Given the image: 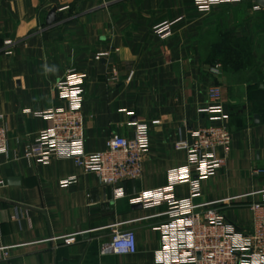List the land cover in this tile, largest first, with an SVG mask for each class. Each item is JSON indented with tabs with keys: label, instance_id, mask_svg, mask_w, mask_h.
Listing matches in <instances>:
<instances>
[{
	"label": "crops",
	"instance_id": "obj_1",
	"mask_svg": "<svg viewBox=\"0 0 264 264\" xmlns=\"http://www.w3.org/2000/svg\"><path fill=\"white\" fill-rule=\"evenodd\" d=\"M156 1L111 9L104 0H0V125L7 131V152L0 155L5 181L0 189V248H5L0 264H156V227L167 217L154 215L165 206L138 209L130 200L166 187L169 174L187 165V154L173 148L176 141L218 124L214 115L202 111L212 85L219 86L229 113L230 150L224 165L199 181L200 195L193 201H222L218 207L229 223L251 231L249 205L261 198L255 192L264 190V175H251L264 168L263 69L261 82L255 83L238 79L235 70L209 67L179 32L190 26L185 16L197 13L192 0ZM52 9L56 20L48 26L45 19ZM171 21L173 35L160 38L153 32ZM68 69L84 75L86 153L102 151L112 135L131 137L135 125L147 126L149 147L140 179L103 186L71 159L42 164L24 158L25 146L51 125L39 113L68 105L57 85ZM129 72L133 76L127 81ZM154 120L159 124L151 125ZM237 120L243 128H236ZM188 191L187 183L173 186L177 199L186 198ZM104 197L112 205L100 208ZM122 222V228L135 233V252L101 254L111 226ZM66 235L74 241L65 244L61 237Z\"/></svg>",
	"mask_w": 264,
	"mask_h": 264
},
{
	"label": "built area",
	"instance_id": "obj_2",
	"mask_svg": "<svg viewBox=\"0 0 264 264\" xmlns=\"http://www.w3.org/2000/svg\"><path fill=\"white\" fill-rule=\"evenodd\" d=\"M241 3H250L254 11L260 9L254 0H193L194 8L200 13H208L215 6ZM173 24L172 21L163 22L156 25L153 32L160 38L169 37ZM6 45L11 46L12 43ZM111 72L113 80L115 72ZM132 76L133 72H129L127 81ZM83 80L84 75L74 69L66 71L57 85L61 99L66 100L68 105L39 113L51 125L25 146L24 158L42 164L49 163L53 158L71 159L77 168L95 174L103 186L140 179L142 156L149 147V133L145 124L135 125L131 137L112 135L106 140L102 151L85 152L81 113ZM207 98L208 104L202 111L214 115L213 119L218 124L191 131L189 140L176 141L173 148L187 154V165L169 174L166 187L138 193L130 203L140 204L143 209L165 206L162 213L154 215L167 217L165 223L156 227L160 232V248L154 257L156 264H264V190L255 192L261 198L249 205L252 215L249 233L229 223L218 207L222 201H193L200 195L199 181L212 176L224 165L231 143L226 124L229 113L222 103L218 85L208 88ZM158 124V120L151 122V125ZM6 152L7 131L0 125V155ZM251 175H264V168L253 169ZM180 183L189 185L188 196L183 199H177L173 194V186ZM4 185L5 181L0 177V189ZM125 223L111 226L110 241L101 246V254L130 255L135 252V233L122 228ZM61 238L65 244L74 241L73 235ZM0 250L5 251V248ZM3 255L7 256V253Z\"/></svg>",
	"mask_w": 264,
	"mask_h": 264
},
{
	"label": "rangeland",
	"instance_id": "obj_3",
	"mask_svg": "<svg viewBox=\"0 0 264 264\" xmlns=\"http://www.w3.org/2000/svg\"><path fill=\"white\" fill-rule=\"evenodd\" d=\"M137 1H151L153 4L157 2L104 0L103 3L112 9L114 6ZM191 6L194 8L193 0ZM160 12L158 8L156 13ZM180 19L181 17L175 21ZM184 19L190 21V26L179 29V32L189 39L203 63L211 68L218 66L224 72L235 70L240 80L261 82L260 73L264 68L261 67L264 61V9L260 7L254 11L250 3L220 5L213 7L208 13L197 11Z\"/></svg>",
	"mask_w": 264,
	"mask_h": 264
},
{
	"label": "water",
	"instance_id": "obj_4",
	"mask_svg": "<svg viewBox=\"0 0 264 264\" xmlns=\"http://www.w3.org/2000/svg\"><path fill=\"white\" fill-rule=\"evenodd\" d=\"M254 3H255L257 6L261 7L262 9H264V0H254ZM55 13H56V12H55V9H52V10L49 11V13L47 14L46 19H45V22H46V24H47L48 26H51V25L55 22V20H56V18H55ZM254 121L257 122V116L254 117ZM8 182H9V181H8ZM111 205H112L111 201H110V202L107 201L106 198L104 197V199H103V203H101L100 208H106V207H109V206H111ZM133 208H138V209H140V208H142V207H141L140 204H137V205H134Z\"/></svg>",
	"mask_w": 264,
	"mask_h": 264
},
{
	"label": "trees",
	"instance_id": "obj_5",
	"mask_svg": "<svg viewBox=\"0 0 264 264\" xmlns=\"http://www.w3.org/2000/svg\"><path fill=\"white\" fill-rule=\"evenodd\" d=\"M236 122H237V123H236V128L241 129V128L244 127V125H243L242 123H240L239 120H237Z\"/></svg>",
	"mask_w": 264,
	"mask_h": 264
}]
</instances>
